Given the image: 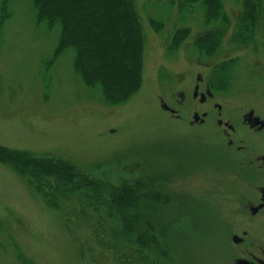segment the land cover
Masks as SVG:
<instances>
[{
  "label": "rangeland",
  "instance_id": "rangeland-1",
  "mask_svg": "<svg viewBox=\"0 0 264 264\" xmlns=\"http://www.w3.org/2000/svg\"><path fill=\"white\" fill-rule=\"evenodd\" d=\"M257 1L254 33L246 45L231 36L238 16L246 14L243 0H224L230 26L216 55L205 57L196 47L207 32L201 12L181 14V0H135L145 34L142 83L128 102L108 107L72 68L71 50L45 66L57 32L36 27L30 0H9L11 14L0 29V145L66 160L91 179L116 186L132 179L155 180L153 189L163 183V192L158 189L153 196L166 198L167 205L152 203L157 246L151 245V251L134 247L135 264H230L235 252L230 255L225 247L224 212L230 203L221 186L225 154L215 146L220 142L211 130L176 122L159 109L154 76L160 64L178 72L190 63L217 67L216 78L227 63L226 86L218 88L232 104L264 99V0ZM151 20H161L158 32ZM183 30L187 37L178 42L175 35ZM8 164L0 163V264H117L106 252L103 257L86 252L79 260L82 242L98 250L94 228L81 211L104 219L103 208L90 213L81 202L64 205L62 213L50 209ZM170 202L180 216L163 212ZM127 226L120 232L128 238Z\"/></svg>",
  "mask_w": 264,
  "mask_h": 264
},
{
  "label": "trees",
  "instance_id": "trees-1",
  "mask_svg": "<svg viewBox=\"0 0 264 264\" xmlns=\"http://www.w3.org/2000/svg\"><path fill=\"white\" fill-rule=\"evenodd\" d=\"M241 3L246 14L238 16L231 36L248 45L251 41H247L254 33L253 18L258 1L243 0ZM30 5L36 27L57 32L54 54L45 66L53 64L62 53L71 50L72 68L88 90L101 94L103 104L108 107L125 104L136 94L144 73L145 34L135 0H30ZM180 5L181 14L201 12L205 22L203 26L207 32L196 41L198 53L205 57L216 55L221 44L220 38L230 26L227 25L228 19L223 9L224 0H181ZM8 6L9 0H1L0 29L11 14ZM160 22L161 20H151L154 31H159L156 24ZM216 27L217 30L214 29ZM211 28L214 31L208 32ZM187 34L188 30L180 31L175 39L180 42ZM175 39L173 38V43ZM227 68L229 69L226 63L225 67L219 69L214 80L215 86H226L224 75L228 72ZM0 163H9L14 171H20L50 209L62 213L64 205L85 202L91 209L90 213L99 214L101 208L105 210L107 216L104 219L90 218L87 216L89 211H81L84 221L94 228L93 240L98 245L96 250L87 242H82L79 257L81 262L86 252L98 257H103L106 252L117 264H135L138 258L133 254L134 247L146 246L151 251V245L157 246L156 236L152 232L155 227V220L152 221L155 218L152 215V203H168L166 198L159 201V198L153 196L166 188L160 181L156 182V186L161 184L160 189H153L155 180L150 184L146 179L134 182L133 179L123 180L116 186L106 179H91L66 160L38 157L30 152L10 150L2 146ZM164 192L167 193V190ZM172 203L163 212L175 215L179 213L180 216L182 213L176 211ZM124 225L129 226L128 238L120 232ZM146 226L148 228H143ZM140 237L141 241L136 239Z\"/></svg>",
  "mask_w": 264,
  "mask_h": 264
},
{
  "label": "flooded vegetation",
  "instance_id": "flooded-vegetation-1",
  "mask_svg": "<svg viewBox=\"0 0 264 264\" xmlns=\"http://www.w3.org/2000/svg\"><path fill=\"white\" fill-rule=\"evenodd\" d=\"M158 66L166 73L159 77L156 70V101L172 112L161 111L176 122L211 130L220 142L215 146L225 154L221 186L230 202L224 212L225 247L230 255L235 252L230 264H264V99L232 104L224 89L215 86L209 64L188 63L178 72L164 63ZM197 141L208 146L204 139Z\"/></svg>",
  "mask_w": 264,
  "mask_h": 264
}]
</instances>
